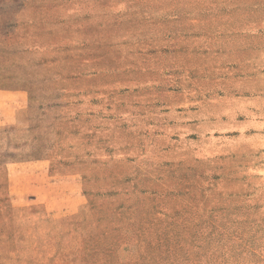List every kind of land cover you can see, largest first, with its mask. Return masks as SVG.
Listing matches in <instances>:
<instances>
[{"label":"rangeland","instance_id":"rangeland-1","mask_svg":"<svg viewBox=\"0 0 264 264\" xmlns=\"http://www.w3.org/2000/svg\"><path fill=\"white\" fill-rule=\"evenodd\" d=\"M0 264H264V0H0Z\"/></svg>","mask_w":264,"mask_h":264},{"label":"trees","instance_id":"trees-1","mask_svg":"<svg viewBox=\"0 0 264 264\" xmlns=\"http://www.w3.org/2000/svg\"><path fill=\"white\" fill-rule=\"evenodd\" d=\"M113 232L116 231V228H113L112 229ZM95 237V236H94ZM94 237H91V238H88L86 239V237H84V239H82L81 243H82V247H80V249H77L75 252H77L78 254H74V255H68L65 259H70L71 261H84V262H88V261H98V260H115L113 255H112V252L111 253H105L104 252V245H105V242L102 241H98L96 240V244H97V250H92L93 253H96V254H93V256H89V253H90V243L91 241L95 240ZM91 239V240H90ZM89 244V245H88ZM89 246V248H88ZM96 255V256H94Z\"/></svg>","mask_w":264,"mask_h":264},{"label":"crops","instance_id":"crops-1","mask_svg":"<svg viewBox=\"0 0 264 264\" xmlns=\"http://www.w3.org/2000/svg\"><path fill=\"white\" fill-rule=\"evenodd\" d=\"M6 122V121H5ZM36 196V195H35ZM83 203V202H82ZM77 207V206H76ZM73 212V209L71 210Z\"/></svg>","mask_w":264,"mask_h":264}]
</instances>
